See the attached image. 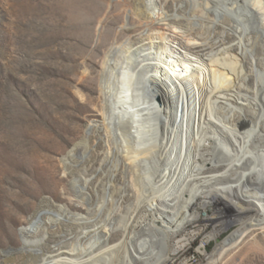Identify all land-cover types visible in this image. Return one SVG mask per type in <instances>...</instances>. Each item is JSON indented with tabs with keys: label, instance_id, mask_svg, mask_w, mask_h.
<instances>
[{
	"label": "bare ground",
	"instance_id": "bare-ground-1",
	"mask_svg": "<svg viewBox=\"0 0 264 264\" xmlns=\"http://www.w3.org/2000/svg\"><path fill=\"white\" fill-rule=\"evenodd\" d=\"M149 1L139 0L133 10L148 32L116 41L103 54L101 121L88 124L62 157L77 197L89 207L77 212L42 198L20 230L26 254L20 264H110L109 257L121 264H168L195 234L173 242L171 236L215 203L233 214L230 223L239 228L210 257L223 259L249 231L264 228V2ZM246 23L257 34L253 43ZM209 25L222 35L202 46L221 49L208 55L214 73L202 79L191 74L188 86L179 69L196 70L194 61L175 64L176 52L159 54L155 37L165 39L162 27L191 33ZM172 78L180 83L181 103ZM155 92L164 96L165 107L156 105ZM118 177L125 188H134L136 201L113 223L114 210L107 205L120 204L114 196L122 193L114 184ZM120 231L123 239L112 244L111 236ZM7 258L14 261L13 254Z\"/></svg>",
	"mask_w": 264,
	"mask_h": 264
},
{
	"label": "rangeland",
	"instance_id": "rangeland-1",
	"mask_svg": "<svg viewBox=\"0 0 264 264\" xmlns=\"http://www.w3.org/2000/svg\"><path fill=\"white\" fill-rule=\"evenodd\" d=\"M138 3L139 0H0V264L24 262L25 240L20 230L42 198L67 204L73 211H87L89 206L77 197L72 186L74 177L66 173L62 157L83 138L88 124L103 117L100 64L107 47L148 32L134 14ZM243 28H248L255 42L253 26L246 23ZM161 32L165 39L155 37L159 54L175 51L171 59L177 65L182 60L194 61L196 70L186 73L179 69L184 83L189 86L191 74L211 78L214 72L208 55L221 49L214 46L204 51L202 46L207 41H220L219 30L209 25L203 31L187 33L180 26H169L162 27ZM194 43L198 44L193 46ZM258 46L257 57L261 56ZM197 79L200 77L193 81ZM172 81L181 103L180 83L176 78ZM155 103L166 106L161 93L155 92ZM102 165L108 166L105 162ZM114 184L122 186V193L117 190L114 194L120 204L107 206L114 210L111 219L116 223L127 215L136 195L134 188H125L124 179L118 177ZM215 205L200 209L196 223L185 224L180 233L171 236L173 242L186 233L195 234L187 238L181 256L168 264H264L261 227L249 231L223 259L210 257L239 228L230 223L234 216L227 208ZM108 213L105 210L102 219ZM123 236L121 231L113 233L110 241L115 244ZM158 238H162L161 232ZM154 249L160 250V244ZM11 254L14 261L9 262L7 256ZM108 259L110 264H121L122 260Z\"/></svg>",
	"mask_w": 264,
	"mask_h": 264
},
{
	"label": "built area",
	"instance_id": "built-area-1",
	"mask_svg": "<svg viewBox=\"0 0 264 264\" xmlns=\"http://www.w3.org/2000/svg\"><path fill=\"white\" fill-rule=\"evenodd\" d=\"M175 155H177V153H175Z\"/></svg>",
	"mask_w": 264,
	"mask_h": 264
}]
</instances>
